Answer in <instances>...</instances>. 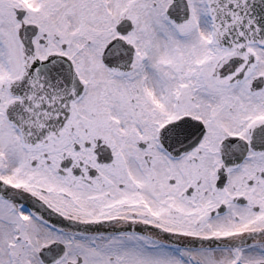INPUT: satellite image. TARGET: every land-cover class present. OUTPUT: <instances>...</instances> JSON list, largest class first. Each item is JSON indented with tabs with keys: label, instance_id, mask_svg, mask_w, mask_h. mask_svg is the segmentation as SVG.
<instances>
[{
	"label": "snow or ice",
	"instance_id": "snow-or-ice-1",
	"mask_svg": "<svg viewBox=\"0 0 264 264\" xmlns=\"http://www.w3.org/2000/svg\"><path fill=\"white\" fill-rule=\"evenodd\" d=\"M0 264H264V0H0Z\"/></svg>",
	"mask_w": 264,
	"mask_h": 264
}]
</instances>
